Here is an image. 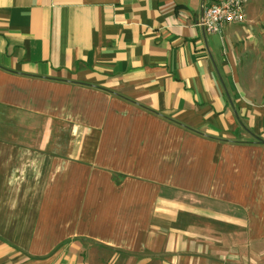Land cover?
I'll return each instance as SVG.
<instances>
[{"label": "crops", "instance_id": "0c3cea01", "mask_svg": "<svg viewBox=\"0 0 264 264\" xmlns=\"http://www.w3.org/2000/svg\"><path fill=\"white\" fill-rule=\"evenodd\" d=\"M221 1L0 0V264H264V0Z\"/></svg>", "mask_w": 264, "mask_h": 264}, {"label": "built area", "instance_id": "2783aa9c", "mask_svg": "<svg viewBox=\"0 0 264 264\" xmlns=\"http://www.w3.org/2000/svg\"><path fill=\"white\" fill-rule=\"evenodd\" d=\"M246 0H223L202 5L197 27L205 34L219 33L226 25L245 23Z\"/></svg>", "mask_w": 264, "mask_h": 264}, {"label": "rangeland", "instance_id": "374dc122", "mask_svg": "<svg viewBox=\"0 0 264 264\" xmlns=\"http://www.w3.org/2000/svg\"><path fill=\"white\" fill-rule=\"evenodd\" d=\"M84 249H85V250H83L81 253H83V254H82V257L86 258V257L88 256V254L86 253V252H87L86 247H85ZM150 262H151L150 264H155V263H156V260H154V261H150ZM105 263H106V262H105ZM107 263H108V262H107ZM107 263H106V264H107ZM116 263H117V264H121L120 261H117ZM109 264H113V262L110 261Z\"/></svg>", "mask_w": 264, "mask_h": 264}]
</instances>
